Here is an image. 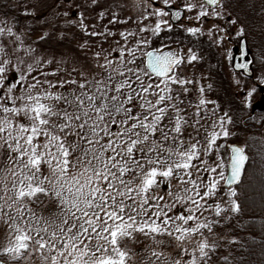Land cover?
<instances>
[{"label":"snow or ice","instance_id":"1","mask_svg":"<svg viewBox=\"0 0 264 264\" xmlns=\"http://www.w3.org/2000/svg\"><path fill=\"white\" fill-rule=\"evenodd\" d=\"M17 5L0 10V264L264 254V123L252 132L237 115L264 86V0H143L135 17L124 0ZM157 42L175 48L147 51ZM241 42L259 56L236 65L248 79L230 80L239 103L223 104L213 69ZM212 50L228 55L211 64ZM256 157L258 201L246 183Z\"/></svg>","mask_w":264,"mask_h":264},{"label":"trees","instance_id":"2","mask_svg":"<svg viewBox=\"0 0 264 264\" xmlns=\"http://www.w3.org/2000/svg\"><path fill=\"white\" fill-rule=\"evenodd\" d=\"M9 4H11L10 0H0V10L9 13V15H12V16L19 15L21 9L19 8L17 11L16 10H14V11L13 10L12 11L7 10L6 7H13L12 5H9ZM257 7H258V9L256 11H252L250 13L249 19L256 18V21L258 23V10H259L260 5L257 4ZM259 39H260V37H259V35H257L254 38L253 42L258 43ZM248 45H249V48L252 50L254 57H258L257 53L260 52V49L252 48L251 43H249ZM208 53L210 56L216 55L214 50H212ZM228 63H230V62H228ZM141 67L145 68V66L143 64V60H141ZM231 74L236 76L242 82L248 79L239 73H234L232 70H231ZM216 95L219 97L220 102L223 104H227V103H229V101H231L232 103H235V104L239 103V100L236 97H234L232 90L229 88V82L227 80H224L221 83V85L218 87V89L216 90ZM258 96H259V90H257L256 94H254L252 102H254L253 100ZM237 115L242 116L244 118L245 123L255 125V127L252 128V132L259 131L260 130V123H264V120H261V117H264V110L262 112L255 111L251 115L250 108H249V109H246L242 113H237ZM241 134L244 135V133H241ZM250 137H252V139H259V136H250ZM256 163H258V165H255L252 169H248V171L250 173H254V175L250 176L249 179L246 181V183L250 184V187L248 189L250 198L256 199L258 201L259 200V191L261 188L260 180L262 177H261V172H260L261 165L259 162H256ZM248 165L246 166L247 168L249 167ZM224 168H225V166H224ZM226 168H227V166H226ZM226 168H225V171L227 170ZM248 259L251 260V264H259L260 261H264V254H262L259 249H256L255 254L248 257Z\"/></svg>","mask_w":264,"mask_h":264},{"label":"rangeland","instance_id":"3","mask_svg":"<svg viewBox=\"0 0 264 264\" xmlns=\"http://www.w3.org/2000/svg\"><path fill=\"white\" fill-rule=\"evenodd\" d=\"M10 2H11V4H9V5H12L13 7H6L7 10H10V11L16 10L17 11L19 9V7L17 5V0H10ZM158 2H159V0H158ZM142 7H143V0H124V9H125V15L126 16L135 17L138 14L139 9L142 8ZM173 7H175V5ZM257 9H258V7H257ZM101 23H106V21H103ZM117 27H121L122 28L123 26H117ZM112 30L116 31V27H113ZM204 39L207 40V37H205ZM165 43L171 45V42H165ZM235 44L236 43L225 45L226 50L230 51V53H231V47L233 45H235ZM155 48H159V49H162V50H164V49H174L175 45H171L170 47H166L165 44H160L159 42H157L156 45H154V47L148 48L147 51L148 50H154ZM228 51H225L224 53H217L215 51L216 55H211V56L208 53L209 62L211 64H217L218 62L221 61V59L223 57H226L228 55ZM257 54L259 56V52ZM143 59H144V55H141L140 56V60L138 61V63L141 64V60H143ZM228 62H230V59L223 58L222 59V66L213 69V71L215 72V76L213 77V79L216 82V90L218 89V87L221 85V83L224 80H227L228 82H230V80H231V81L234 82L235 80L238 79L236 76L231 74V69H230V65H229L230 63H228ZM208 68H209V63H205L204 64V69H208ZM197 75H199V73H197ZM202 83H204L206 85L207 81H203ZM257 99H259V96L256 97L253 101L255 102ZM254 102H252V104ZM250 111H251V109H250ZM238 135L243 136V134H241V133H238ZM248 138L250 140H252V137L249 136ZM221 143H223V141H221ZM228 143L232 144V143H235V141L232 138H229ZM240 145L243 146V147H246V145H244L243 143H240ZM221 153H222V155L219 158V162L222 163L225 166V168H226V166L228 164L230 152H229V150L227 148H225V149L222 148L221 149ZM214 159H215V157H214ZM256 161L259 162V157H256ZM255 165H258V163H255L253 165L252 162H251V159H250L249 165H248L249 166L248 169H252Z\"/></svg>","mask_w":264,"mask_h":264},{"label":"water","instance_id":"4","mask_svg":"<svg viewBox=\"0 0 264 264\" xmlns=\"http://www.w3.org/2000/svg\"><path fill=\"white\" fill-rule=\"evenodd\" d=\"M173 10H175V7H173ZM242 47H244V43L243 42L237 43V45H234L231 48V53H232L231 69L234 72L241 73L243 76L248 78V76L244 73L243 69H240V68L236 67L237 64L246 63L248 60H253L254 59L250 49L248 48L247 55H245V53L241 51ZM149 51H154V50H149ZM168 51H170V49H164V50L158 52L157 54H165ZM147 62H148V58L145 55V67H147ZM149 71H150V69H149ZM153 76H154V74H153ZM258 90H259V93L261 94V96H260V99L256 103H254V105L252 106L253 112L254 111L262 112L264 110V88H263V86L258 88ZM230 156H231V153H230ZM230 156H229V162H228L226 174L230 172V163H231Z\"/></svg>","mask_w":264,"mask_h":264},{"label":"flooded vegetation","instance_id":"5","mask_svg":"<svg viewBox=\"0 0 264 264\" xmlns=\"http://www.w3.org/2000/svg\"><path fill=\"white\" fill-rule=\"evenodd\" d=\"M162 49H159V51H161ZM173 50V49H172ZM143 64H144V66H145V55H144V59H143ZM146 68V67H145ZM254 105V103L252 104V106ZM252 106H251V108H252ZM250 108V109H251ZM253 109V108H252ZM251 112V111H250ZM251 115H252V112H251ZM247 166V165H246Z\"/></svg>","mask_w":264,"mask_h":264}]
</instances>
